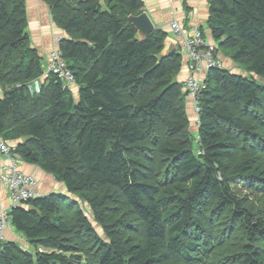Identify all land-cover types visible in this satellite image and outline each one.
Returning <instances> with one entry per match:
<instances>
[{"label":"trees","instance_id":"trees-1","mask_svg":"<svg viewBox=\"0 0 264 264\" xmlns=\"http://www.w3.org/2000/svg\"><path fill=\"white\" fill-rule=\"evenodd\" d=\"M45 1L76 87L50 74L30 94L44 57L26 0H0V137L65 190L10 209L33 248L5 242L0 264H264V0H210L218 52L245 73L208 71L196 129L182 53L129 20L143 0Z\"/></svg>","mask_w":264,"mask_h":264},{"label":"crops","instance_id":"crops-1","mask_svg":"<svg viewBox=\"0 0 264 264\" xmlns=\"http://www.w3.org/2000/svg\"><path fill=\"white\" fill-rule=\"evenodd\" d=\"M143 2L144 7L142 11L149 13L157 28H162L167 32L163 54H168L174 50L181 51V38L174 35L170 28V23L173 20L179 21L183 27L189 30L193 28L201 29L208 40L218 44L209 27V18L211 14L210 0H143ZM26 6L28 17L27 30L30 34L32 44L39 50L44 58L48 59L52 50L58 47L59 39L64 37L66 33L55 24L50 5L45 0H26ZM218 57L225 64L224 67L230 70L239 67L230 57L225 56L220 50L218 52ZM187 63L188 59L185 56L183 57L182 67L177 75V79L180 82H185L190 75ZM240 70L243 72L242 68H240ZM44 80L45 78L43 77L42 81ZM0 89L2 88L0 87ZM187 107L190 112L191 110L194 111V100L189 95L187 96ZM192 116H194V118L196 117V123H198V114L197 116L196 114ZM17 158L19 159L20 170L37 179L36 191L39 195L59 191L62 192L65 190L64 184L58 181L53 174L46 172L39 165L24 162L18 156ZM8 163H10L9 157L1 154L0 170ZM11 208L12 202L9 192L5 186L0 183V211H10ZM5 239L6 242H16L18 244L30 246L26 236L19 232L11 222L5 230Z\"/></svg>","mask_w":264,"mask_h":264},{"label":"built area","instance_id":"built-area-1","mask_svg":"<svg viewBox=\"0 0 264 264\" xmlns=\"http://www.w3.org/2000/svg\"><path fill=\"white\" fill-rule=\"evenodd\" d=\"M171 31L181 38V52L188 59V70L190 75L185 80L184 88L194 100L197 114L200 111L198 99L203 89L206 88V76L213 67L224 66L218 57V46L207 39L204 32L199 28L186 31L179 21L170 23ZM61 39V38H60ZM59 39V40H60ZM50 74L62 79L64 86L76 84L74 72L67 65L59 48H54L44 64V70L40 77L31 80L27 87L31 95L40 94L42 91V78ZM15 145L0 137V155L4 154L10 159V163L0 170V183L9 192L12 207L22 205L33 197L39 196L36 191L37 179L22 172L19 168V159L14 155ZM10 223L9 212L0 211V255L4 251L6 225Z\"/></svg>","mask_w":264,"mask_h":264},{"label":"water","instance_id":"water-1","mask_svg":"<svg viewBox=\"0 0 264 264\" xmlns=\"http://www.w3.org/2000/svg\"><path fill=\"white\" fill-rule=\"evenodd\" d=\"M129 20L135 27L139 40L146 39L149 34L157 28L154 20L146 11H143L137 15H129Z\"/></svg>","mask_w":264,"mask_h":264},{"label":"rangeland","instance_id":"rangeland-1","mask_svg":"<svg viewBox=\"0 0 264 264\" xmlns=\"http://www.w3.org/2000/svg\"><path fill=\"white\" fill-rule=\"evenodd\" d=\"M181 24V23H180ZM182 25V24H181ZM183 26V25H182ZM186 31H189V29H187L186 27H183ZM215 43V42H214ZM181 52V51H180ZM182 53V58L183 57H185V55H184V53L183 52H181ZM44 64L47 62V59L46 58H44ZM223 63V62H222ZM223 65L225 66V64L223 63ZM242 65H240V67H237V68H234V69H231V71H233V72H236V73H245L244 71L243 72H241V70H240V68H242L241 67ZM73 87L75 88L76 87V84H74L73 85ZM2 92H3V90L2 89H0V94H2ZM191 110V109H190ZM188 113H189V117H190V119H191V122H192V127L193 128H195L196 129V127H195V125H196V117L194 118V116H192V115H195L196 114V116H197V112L195 111V107H194V111L193 110H191V112L188 110ZM250 195H251V193H250ZM252 196V195H251ZM81 206H82V208L84 209V211L90 216V217H92L93 218V216H92V209H91V207L88 205V203L87 202H83L82 201V203H81ZM9 212V211H8ZM9 219H10V216H9ZM10 222H11V220H10ZM10 223H8L7 225H6V228H7V226L9 225ZM94 224H95V227H96V229H97V231L100 233V235L101 236H103L104 237V239H107V237H106V235L104 234V232H103V229H102V227L98 224V222H96L95 220H94ZM134 235H136L138 238H140V229H138L136 232H134ZM25 245V244H24ZM33 248V247H32ZM38 248H40L41 250H49V249H46V248H44V247H42V246H39Z\"/></svg>","mask_w":264,"mask_h":264},{"label":"bare ground","instance_id":"bare-ground-1","mask_svg":"<svg viewBox=\"0 0 264 264\" xmlns=\"http://www.w3.org/2000/svg\"><path fill=\"white\" fill-rule=\"evenodd\" d=\"M75 5V4H74ZM37 59V58H36ZM28 79V78H27ZM22 88V87H21ZM26 91V90H25ZM167 213H168V211H167ZM165 215V214H164ZM163 215V216H164ZM169 215V214H168ZM172 215V214H171ZM179 219V218H178ZM169 229V228H168ZM165 232V231H164ZM173 232V231H172ZM177 232V231H176ZM175 234V233H174ZM174 234H172V235H174ZM169 235H171V233H169ZM164 236V235H163ZM179 238V237H178ZM169 241V240H168ZM188 241V240H187ZM190 244V243H189ZM133 245H135V244H133ZM183 245V244H182ZM118 246V245H117ZM182 251V250H181ZM184 251V250H183ZM185 255V254H184Z\"/></svg>","mask_w":264,"mask_h":264}]
</instances>
